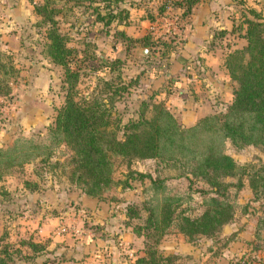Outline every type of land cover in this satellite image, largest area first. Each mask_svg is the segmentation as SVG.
I'll return each instance as SVG.
<instances>
[{
    "label": "rangeland",
    "instance_id": "1",
    "mask_svg": "<svg viewBox=\"0 0 264 264\" xmlns=\"http://www.w3.org/2000/svg\"><path fill=\"white\" fill-rule=\"evenodd\" d=\"M40 2L42 0H0V58H8L15 69L13 76L4 77L8 93L0 95V146L11 144L19 136L44 141L47 127L52 124L56 110L63 102L66 88L62 81L63 69L44 53L47 24L41 21L32 7V4ZM235 2L239 4L240 1ZM140 4L147 17L156 18L158 14L154 13V9L158 11V3L140 0ZM51 5L58 8L53 15L55 26L67 36V45L74 48L70 67H78L79 72L75 85L76 98L107 93L110 87H106L105 81H112L113 85L120 80L127 85L134 79L135 82L130 81L126 91L120 92L113 102L114 110L120 113L121 123L128 117H134L139 100L149 98L146 99L148 92L144 90L145 85L138 80L139 75L143 76L141 69L144 62L140 46L129 49L128 42H121L114 33L118 29L117 24H123V20H112L108 25L95 21L89 13L91 7L98 4H89L87 0H53ZM99 5H102L101 11L106 10L103 2ZM127 5L136 6V0L119 2L118 7ZM173 9L164 10L163 16L170 17ZM130 10L128 16L135 17L136 9ZM237 20L241 26L239 16ZM238 24L231 26L234 35L229 38L239 43L235 47L245 43L243 30ZM175 37V34L166 38L159 36L158 40L162 43L158 46L168 49ZM115 60H118L116 65ZM221 93L220 98L209 99L215 104L212 112L223 111L229 103V94H224L222 89ZM159 99L166 105L162 97ZM168 108L179 123L190 124L178 111ZM117 137H121V131H118ZM224 148L237 163H264V151L259 146L247 144L235 148L225 142ZM70 153L66 146L60 144L53 148L44 162L26 163L22 167L13 166L2 171L0 264H132L144 242V237L136 235L132 227L141 224L145 218L142 202L149 192L146 190L147 178H130L131 186L121 188L120 181L127 171L135 169L149 172L152 176H164L165 185L171 192H188L185 177L175 176V170L162 166L153 158L132 159L127 163L125 159L115 157L111 186L98 197L88 196L68 179ZM230 192L234 194V214L212 235H198L188 240L171 228L160 237L158 248L168 256L171 264L264 262V253L255 246L258 241L253 235L255 220L263 209L261 201L252 199L246 180L238 191L231 189ZM191 195L188 207L193 205L192 211L198 212L202 208L200 197L196 192ZM91 201L103 205L95 215L92 214ZM128 205L137 208L138 217L125 216ZM109 214L113 216V223L107 230L103 219ZM93 218L99 220L92 222ZM28 241L38 243L42 249L32 251L26 244ZM85 255L90 258H83Z\"/></svg>",
    "mask_w": 264,
    "mask_h": 264
},
{
    "label": "trees",
    "instance_id": "2",
    "mask_svg": "<svg viewBox=\"0 0 264 264\" xmlns=\"http://www.w3.org/2000/svg\"><path fill=\"white\" fill-rule=\"evenodd\" d=\"M124 1L87 0L89 4H98L91 7L89 14L103 25L112 20L126 22L127 8L118 7L119 2ZM198 1L167 0L158 5V12L162 13L169 5L177 8L179 17L183 18ZM52 2L42 0L32 7L47 24L44 53L63 69L62 81L66 84L63 102L47 127L44 141L19 136L11 144L0 146V175L6 168L46 161L53 148L60 144L71 152L69 181L88 196L98 197L111 186L115 157L123 158L127 163L132 159L153 158L162 166L175 170V176L187 179L188 192H171L165 185L164 176H152L135 169H129L120 181L121 188H129L130 178L148 180L146 190L149 195L142 202L145 218L141 224L132 227L136 235L144 237V242L132 264H171L168 256L158 248L160 237L171 228L188 240L218 231L235 211L234 194L230 190L238 191L246 180L252 199L260 200L263 207L255 220L253 235L258 241L255 246L264 253V163H237L224 148L228 142L235 148L251 144L264 151V10L248 6L239 12L241 26L237 24L243 30L245 43L228 50L223 58V65L234 81L231 99L223 111L203 115L182 125L162 99L154 100V93H149L146 96L149 100H139L136 115L121 123L120 113L114 110V98L135 80H130L127 85L120 80L113 85L112 81H105L106 87H110L107 93L76 98L79 72L78 67H70L74 48L67 45V36L55 26L53 15L58 8L52 6ZM100 2L105 11L100 10ZM114 33L121 39L130 40L122 30L115 29ZM141 41L143 46L156 47V50L162 43L148 34L143 35ZM117 61H114L115 65ZM13 70L8 58H0V95L8 93L4 77L13 76ZM118 131H121L120 138ZM192 192L200 197L202 208L198 212L192 211L193 205L188 207ZM124 214L127 218L139 216L132 205L126 207ZM26 244L32 251L42 249L33 241Z\"/></svg>",
    "mask_w": 264,
    "mask_h": 264
},
{
    "label": "crops",
    "instance_id": "3",
    "mask_svg": "<svg viewBox=\"0 0 264 264\" xmlns=\"http://www.w3.org/2000/svg\"><path fill=\"white\" fill-rule=\"evenodd\" d=\"M151 1L160 5L167 0ZM238 1L239 4L235 0H199L183 18L179 17L177 8L167 5L165 10L174 8L173 12L178 16L176 26L170 33L172 37L176 35L175 40L171 41L172 45L165 43L169 45L168 49L160 47L156 50V47L148 48L142 45L141 37L145 34L159 41L158 35L152 32L150 27L163 16V12L161 14L154 9L153 12L158 15L152 13L153 17L156 16L152 20L144 13L145 9L140 6V0H136V6H126L129 8L128 12H131L130 9H136L135 17L131 18L130 15L126 22L117 24L118 30H122L130 39L120 38L121 42H128L129 49L138 45L141 52L142 47H145V52L141 54L144 59L141 69L143 76L138 77L145 85L144 90L154 93L157 98L162 97L165 104L187 118V122L191 123L199 116L212 112L215 104H212L210 98H220L221 89L224 94H229L231 99L234 83L223 65L225 53L239 44L235 43L236 40L229 39L234 35L231 26L237 24L243 5L264 10V0ZM160 27H155L156 33L160 32ZM160 51L162 53H159ZM80 199L84 201L82 197ZM91 206L94 215L103 207L95 201H91ZM97 220L99 219L93 218L92 222ZM103 223L104 228L109 230L113 216L109 214V217L103 219ZM83 258L90 257L85 255Z\"/></svg>",
    "mask_w": 264,
    "mask_h": 264
},
{
    "label": "built area",
    "instance_id": "4",
    "mask_svg": "<svg viewBox=\"0 0 264 264\" xmlns=\"http://www.w3.org/2000/svg\"><path fill=\"white\" fill-rule=\"evenodd\" d=\"M178 16L173 13L170 17L161 16L160 19L158 18L155 23L150 27L152 32L158 35V37L166 38L168 35L173 31L176 26ZM160 23V32H155V27H158Z\"/></svg>",
    "mask_w": 264,
    "mask_h": 264
},
{
    "label": "water",
    "instance_id": "5",
    "mask_svg": "<svg viewBox=\"0 0 264 264\" xmlns=\"http://www.w3.org/2000/svg\"><path fill=\"white\" fill-rule=\"evenodd\" d=\"M141 51H142V52H145V47H142Z\"/></svg>",
    "mask_w": 264,
    "mask_h": 264
}]
</instances>
